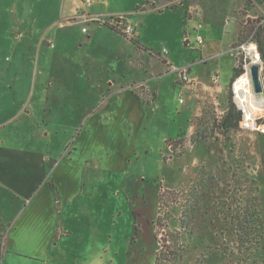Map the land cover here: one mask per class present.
<instances>
[{"label": "rangeland", "instance_id": "obj_1", "mask_svg": "<svg viewBox=\"0 0 264 264\" xmlns=\"http://www.w3.org/2000/svg\"><path fill=\"white\" fill-rule=\"evenodd\" d=\"M203 1L215 8L217 21L211 24L219 30L208 41L222 44L221 54L206 61L196 33L186 38L180 14L147 9L140 15L138 39L145 50L138 48L133 61L138 65L131 66L143 112L121 120L134 149L117 162L107 156L100 178L91 175L86 181L81 197L87 202L76 203L80 207L71 221L90 227L82 260L75 264H156L157 255L159 264H264V107L245 114L235 97V84L246 74L245 65H251L245 45H256L264 78L256 42L259 26L264 37V0ZM12 15L8 7L0 13V65L18 59L13 51L18 38L1 29ZM224 32H229L227 40ZM235 39L232 50L229 43ZM159 53L173 60L161 76L144 67ZM186 66L194 76H219L228 88L224 100L206 98L182 83L177 68ZM234 68L243 75L235 77ZM16 74L26 82L31 75L24 65ZM149 87L157 91L156 98ZM25 92L26 87L18 97ZM231 99L242 110V120L229 129L223 121ZM69 134L63 130L47 139L57 156L67 148ZM7 259L6 264L39 263L27 255Z\"/></svg>", "mask_w": 264, "mask_h": 264}, {"label": "crops", "instance_id": "obj_2", "mask_svg": "<svg viewBox=\"0 0 264 264\" xmlns=\"http://www.w3.org/2000/svg\"><path fill=\"white\" fill-rule=\"evenodd\" d=\"M208 6L203 0H13L9 5L7 0H0V13L8 7L14 14L11 23L1 29L14 32L18 38L13 46L18 59L0 65L3 264L9 254L27 255L37 264L80 262L84 234L90 225L71 220L80 207L76 203L87 202L81 197L86 181L100 178L107 156L117 162L134 149L123 134L121 120L136 119L137 111L143 112L144 101L135 90L138 82L131 66L138 65L133 61L140 46L111 26L86 18L129 15L128 22L137 28L135 39L145 50L144 42L138 39L142 34L138 29L140 15L147 9L180 14L186 34L204 36V44L198 46L206 61L221 54L222 46L208 41L212 33L219 34L211 24L217 21L216 10ZM198 23L202 24L200 29H196ZM228 33L221 34L223 39L227 40L224 37ZM239 34L238 27L237 39ZM30 40L33 44L29 47ZM231 43L230 49L234 50L237 40ZM160 55L153 63L144 64L158 76L164 73L163 67L169 71L173 65L171 58ZM21 65L31 73L27 82L16 74ZM189 74L196 79L188 84L189 88L216 102L224 100L226 84L215 82L214 77L194 76L190 69ZM24 85L26 92L20 99ZM149 88L156 98L157 91ZM63 130L70 136L64 144L67 148L57 156L47 139ZM12 198H19L23 204H12Z\"/></svg>", "mask_w": 264, "mask_h": 264}, {"label": "bare ground", "instance_id": "obj_3", "mask_svg": "<svg viewBox=\"0 0 264 264\" xmlns=\"http://www.w3.org/2000/svg\"><path fill=\"white\" fill-rule=\"evenodd\" d=\"M247 55L251 57V65L261 62L256 45L254 43L244 46ZM251 65H245L247 68L246 74L239 78L235 84L236 100L239 106L244 110L245 114H252L254 111L264 107V94L256 93L252 75L250 71Z\"/></svg>", "mask_w": 264, "mask_h": 264}, {"label": "built area", "instance_id": "obj_4", "mask_svg": "<svg viewBox=\"0 0 264 264\" xmlns=\"http://www.w3.org/2000/svg\"><path fill=\"white\" fill-rule=\"evenodd\" d=\"M85 3H91L92 0H83ZM88 21H98L102 24L109 25L113 27L116 31L119 33L125 35L129 39L133 40L136 38L137 35V28L128 22L127 17L125 15H112L108 18L102 17L100 15L96 16H89L86 18ZM202 27L201 23H198L196 26V29H200ZM189 37V34H186V38ZM196 42L199 46L203 45L205 42V38L202 34H197L196 35ZM244 48V47H243ZM180 74V80L184 84H194L196 79L189 74V68L182 67V68H177ZM214 81L218 82L219 81V76L214 77ZM183 100L181 99V102Z\"/></svg>", "mask_w": 264, "mask_h": 264}, {"label": "trees", "instance_id": "obj_5", "mask_svg": "<svg viewBox=\"0 0 264 264\" xmlns=\"http://www.w3.org/2000/svg\"><path fill=\"white\" fill-rule=\"evenodd\" d=\"M256 37H257L256 42L258 45V49H259L261 56L264 60V37H263V30H262L261 26H259L257 28ZM132 41H134L136 44L141 46L137 39H133ZM234 69H235V77L236 76L240 77L243 75V72H244L243 70L237 72V74H236V68H234ZM233 81L234 80L232 79V82ZM241 120H242V110H237L234 102L231 99L229 101V108H228L227 114L224 116V121H223L224 125H226V127L229 129L236 128V127H238V123H240ZM159 261H160V258H159V255H157L156 264H159Z\"/></svg>", "mask_w": 264, "mask_h": 264}, {"label": "water", "instance_id": "obj_6", "mask_svg": "<svg viewBox=\"0 0 264 264\" xmlns=\"http://www.w3.org/2000/svg\"><path fill=\"white\" fill-rule=\"evenodd\" d=\"M262 66L260 64H252L250 67L252 80L254 83L256 93L264 94V78L261 74Z\"/></svg>", "mask_w": 264, "mask_h": 264}]
</instances>
